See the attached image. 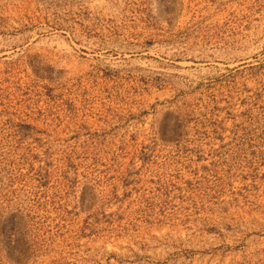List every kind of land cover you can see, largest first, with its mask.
Returning a JSON list of instances; mask_svg holds the SVG:
<instances>
[{
    "label": "rangeland",
    "instance_id": "rangeland-1",
    "mask_svg": "<svg viewBox=\"0 0 264 264\" xmlns=\"http://www.w3.org/2000/svg\"><path fill=\"white\" fill-rule=\"evenodd\" d=\"M0 264H264V0H0Z\"/></svg>",
    "mask_w": 264,
    "mask_h": 264
}]
</instances>
